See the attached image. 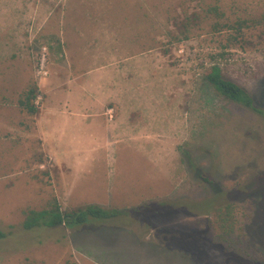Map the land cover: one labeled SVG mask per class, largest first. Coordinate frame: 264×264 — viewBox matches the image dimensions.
<instances>
[{
	"label": "rangeland",
	"instance_id": "374dc122",
	"mask_svg": "<svg viewBox=\"0 0 264 264\" xmlns=\"http://www.w3.org/2000/svg\"><path fill=\"white\" fill-rule=\"evenodd\" d=\"M212 7L231 21L264 15V0H0V230L11 234L0 264H264V22L228 45ZM214 62L259 111L214 89ZM34 83L37 115L19 105ZM216 194L238 204L227 238L238 256L217 236L205 201ZM54 197L120 214L107 228L97 217L24 228V210Z\"/></svg>",
	"mask_w": 264,
	"mask_h": 264
},
{
	"label": "trees",
	"instance_id": "16d2710c",
	"mask_svg": "<svg viewBox=\"0 0 264 264\" xmlns=\"http://www.w3.org/2000/svg\"><path fill=\"white\" fill-rule=\"evenodd\" d=\"M210 12L218 15V19L213 22L215 31L224 35L228 45H241L248 42V37L257 25L264 22V15L260 18L242 19L238 18L234 21L224 19L225 15L221 13L217 7H212ZM224 19V20H223ZM188 34L185 33L184 37L187 38ZM205 79L214 87V89L222 96L238 101L246 107L259 111L261 107L256 105L255 100L249 90L239 82L225 76L222 66L214 62L204 72ZM39 87L37 84L30 85L23 96L19 99V104L30 114H36L39 111V105L36 103V99L39 96ZM42 162V161H41ZM46 175H50L49 171H45ZM207 182L208 178L203 176ZM211 207V214L215 222H220L221 231L217 236L223 238L226 243L229 244V249L232 253L237 255L239 252H235L234 246L231 241L227 239L232 235L235 228L231 225L229 217L235 210V206L238 204L235 202H222L219 200L218 194L212 195L205 200ZM196 209L199 208L197 204H194ZM25 218L23 227L26 229H32L35 227L47 226L58 227L67 226L73 227L78 224L87 223L89 217L113 219L120 214V210L104 208L95 204H89L87 206L80 207L78 209H63L58 198H53L49 202L48 206L37 209L27 208L24 210ZM220 219V220H219ZM9 234L0 230V239H4ZM26 264H34L33 262H27Z\"/></svg>",
	"mask_w": 264,
	"mask_h": 264
},
{
	"label": "crops",
	"instance_id": "0c3cea01",
	"mask_svg": "<svg viewBox=\"0 0 264 264\" xmlns=\"http://www.w3.org/2000/svg\"><path fill=\"white\" fill-rule=\"evenodd\" d=\"M97 78V77H96ZM104 78L106 79V83H109V85H107L106 84V88H110V86H112V82H113V80H114V78L115 77H113V76H108V75H106V76H104ZM98 79V81H101L99 78H97ZM88 82H86L85 84H87ZM35 84H37V83H35ZM85 84H83V85H85ZM33 85V84H32ZM38 85V84H37ZM39 87V86H38ZM83 87V86H82ZM77 89H78V85H77ZM97 92H98V94L103 98V102H102V104L103 103H105L106 102V93L105 94H103L104 92H105V88L102 86V87H99L98 89H97ZM114 94H116V92H114ZM109 98H111L110 96H108ZM116 97V96H115ZM74 98V96L72 95V94H70V95H65V97L63 98L64 100H63V102H65L64 103V105L65 104H67L68 102H69V100L70 99H73ZM78 98V97H77ZM20 105V104H19ZM21 106V105H20ZM22 107V106H21ZM23 108V107H22ZM39 108H40V106H39ZM24 109V108H23ZM25 110V109H24ZM26 111V110H25ZM40 109H39V111L35 114V115H37V114H39L40 113ZM110 112V110L109 111H106L104 108H102V106H101V108L98 110V113L99 114H104V115H106V116H108V118H109V120H113V121H118V116H116V118L114 119V117H112V115H108V114H110L109 113ZM68 113H70V111H68L67 110V107H66V111L65 112H63V115L64 114H68ZM76 113V112H75ZM58 114H60V113H58ZM77 114V113H76ZM120 114V113H119ZM127 119V118H126ZM46 120H45V118H44V122H45ZM123 122H125V119H124V121ZM39 128H41L42 127V125H43V122L41 121V118H40V120H39ZM46 124H48V122H46ZM115 126L116 127H113V129H112V132H113V137L115 138V140H117V141H119V140H121V139H124V133L122 132V127H121V125H117V122H116V124H115ZM43 127H44V125H43ZM141 132V135L140 136H142V134L144 133V132H142V129L141 128H139V130H134V132H133V134H131L130 136H134V135H139V133ZM44 133V132H43ZM144 136V135H143ZM43 138H44V134H43ZM46 138V137H45ZM142 139H143V137H141ZM110 137H107L106 138V140H107V144H109L110 142ZM44 140V139H43ZM56 160V159H55ZM42 161V160H41ZM40 161V166H42V165H44V162L42 161L41 162ZM43 170V169H42ZM44 171H48V170H44ZM55 198V197H54ZM57 198V197H56ZM53 200V198L50 200V201H52ZM49 201V202H50ZM49 204V203H48ZM46 207V206H45ZM105 208H112V206H111V202L110 201H107L106 200V206H104ZM27 208H35V207H27ZM26 208V209H27ZM42 208H44V207H42ZM25 209V210H26ZM37 209H41V208H37ZM25 215V214H24ZM25 218V217H24ZM109 220L110 219H107L106 220V223H98V224H96V225H98V226H106V228L107 227H109V226H111V224L112 223H109ZM23 222H24V220H23ZM23 222H22V225H23ZM82 225H86V223L85 224H82ZM73 230H74V232H78V230L79 229H75V228H72ZM83 229H84V227H83ZM83 232H84V230H83ZM11 234H9L6 238H8L9 236H10ZM148 237V236H147ZM6 238H4V239H6ZM4 239H0V240H4ZM27 262H33L34 264H41V263H38V262H36V261H34L33 259H30V258H26L25 259V262L23 263V264H26ZM76 264H82L81 262H79V261H77V263Z\"/></svg>",
	"mask_w": 264,
	"mask_h": 264
},
{
	"label": "built area",
	"instance_id": "2783aa9c",
	"mask_svg": "<svg viewBox=\"0 0 264 264\" xmlns=\"http://www.w3.org/2000/svg\"><path fill=\"white\" fill-rule=\"evenodd\" d=\"M41 69H45V64H44V57L42 58V62H41V65H40ZM46 73V71H44Z\"/></svg>",
	"mask_w": 264,
	"mask_h": 264
}]
</instances>
